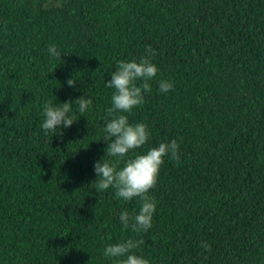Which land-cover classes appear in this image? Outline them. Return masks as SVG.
Listing matches in <instances>:
<instances>
[{
  "label": "trees",
  "instance_id": "trees-1",
  "mask_svg": "<svg viewBox=\"0 0 264 264\" xmlns=\"http://www.w3.org/2000/svg\"><path fill=\"white\" fill-rule=\"evenodd\" d=\"M148 46L159 71L127 114L150 133L136 152L179 147L148 192L152 227L133 232L118 214L138 199L95 192L93 164L104 82ZM84 94L91 110L45 135L44 103ZM128 237L150 264H264V0H0V264H114L104 246Z\"/></svg>",
  "mask_w": 264,
  "mask_h": 264
},
{
  "label": "clouds",
  "instance_id": "clouds-1",
  "mask_svg": "<svg viewBox=\"0 0 264 264\" xmlns=\"http://www.w3.org/2000/svg\"><path fill=\"white\" fill-rule=\"evenodd\" d=\"M47 52L50 57L60 60L62 51L55 44L48 45ZM151 55H154V50L148 46L139 59L118 61L110 78L104 82L106 88L112 89L100 137L106 143L107 158L104 149V155L93 164L95 192L112 188L114 198L124 202L138 199V210L125 208L118 214L120 224L133 232H146L152 227L156 201L148 192L156 184L164 157L178 158L176 140L160 142L144 152H136L147 143L150 133L144 122L131 123L127 114L142 105L145 94L151 92L150 81L159 71L158 66L149 59ZM67 84L72 86L74 80L69 78ZM157 84L158 91L162 93L174 87L170 79H160ZM91 105L92 99L85 94L62 103L47 101L42 108L40 128L45 135L62 132L77 120L76 112L84 114L91 110ZM142 243V240L131 237L108 243L103 248V256L114 264H150L145 256L139 254Z\"/></svg>",
  "mask_w": 264,
  "mask_h": 264
}]
</instances>
